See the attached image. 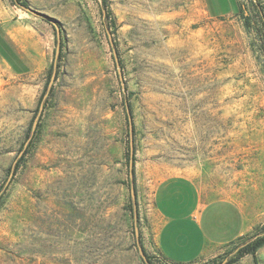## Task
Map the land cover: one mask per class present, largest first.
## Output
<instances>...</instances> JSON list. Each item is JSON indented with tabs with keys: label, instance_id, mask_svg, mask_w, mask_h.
Listing matches in <instances>:
<instances>
[{
	"label": "rangeland",
	"instance_id": "374dc122",
	"mask_svg": "<svg viewBox=\"0 0 264 264\" xmlns=\"http://www.w3.org/2000/svg\"><path fill=\"white\" fill-rule=\"evenodd\" d=\"M20 1L33 13L0 0V264H145L139 248L168 264L151 195L174 174L253 225L201 264H264V245L238 255L264 231V0L217 17L203 0Z\"/></svg>",
	"mask_w": 264,
	"mask_h": 264
},
{
	"label": "crops",
	"instance_id": "0c3cea01",
	"mask_svg": "<svg viewBox=\"0 0 264 264\" xmlns=\"http://www.w3.org/2000/svg\"><path fill=\"white\" fill-rule=\"evenodd\" d=\"M214 17L234 14L237 0H203ZM152 245L168 264H201L221 255L253 228L241 203L217 196L198 176L174 174L152 191Z\"/></svg>",
	"mask_w": 264,
	"mask_h": 264
},
{
	"label": "trees",
	"instance_id": "16d2710c",
	"mask_svg": "<svg viewBox=\"0 0 264 264\" xmlns=\"http://www.w3.org/2000/svg\"><path fill=\"white\" fill-rule=\"evenodd\" d=\"M13 3L25 10H27L28 6H27V3L25 2H21L20 0H13ZM255 4V3H254ZM256 5V4H255ZM101 7H103L102 4H100ZM239 9V8H238ZM37 16H39L37 14ZM41 17V16H39ZM106 17L104 16V19ZM45 20H48L49 18H44ZM50 21V19L48 20ZM262 24L264 25V21L262 20ZM106 30H108V28L106 27ZM111 44V43H110ZM1 49V48H0ZM3 49V48H2ZM3 54L5 55L6 59H8L10 61V58H9V49H5V50H2ZM60 59V56L57 58V60H55V63L53 66L50 67V71H56V68H57V65H56V62ZM50 93V89L47 88V86L45 87L44 89V92H43V95H48ZM126 108L129 109V111L131 112L130 110V104L126 102ZM131 160H132V157H131ZM18 167V162L16 163L15 166H13V168H11V171L14 173V171L17 169ZM131 174L132 176H134V169L131 170ZM134 183V180H132V178H130V173L128 172V183L130 185V183ZM132 211V214L134 213L133 209L130 210V212ZM243 238V237H242ZM264 245V231L259 234V235H256V236H253V237H250L248 239H246L244 241V243H242V245L240 246L239 250H238V255L239 257L243 256V255H247V254H250L254 261L256 262V251L261 248L262 246ZM149 262V261H147ZM233 261H228V263H233ZM147 264V263H145ZM150 264V263H149Z\"/></svg>",
	"mask_w": 264,
	"mask_h": 264
},
{
	"label": "water",
	"instance_id": "95a60500",
	"mask_svg": "<svg viewBox=\"0 0 264 264\" xmlns=\"http://www.w3.org/2000/svg\"><path fill=\"white\" fill-rule=\"evenodd\" d=\"M27 11H29V12H31V10H29V9H27ZM31 13H33V12H31ZM34 14H38L39 16H41L42 18H45L46 16L45 15H43V14H40V13H37V12H34ZM46 18H48V17H46ZM49 20V19H48ZM51 21V20H50ZM55 29L57 30V42H58V44H59V30L55 27ZM58 53V47H57V49H56V54ZM115 60H116V57H115ZM116 65H117V69H118V73H119V77H120V72H119V68H118V64L116 63ZM54 76H55V73H53V75H52V77H51V79H50V82H49V85H48V89H50V87H51V84H52V82H53V80H54ZM40 111H41V108L39 109V113H40ZM126 111H127V115H128V125H129V137H130V156H132V125H131V120H130V115H129V112H128V109L126 108ZM36 124H37V118L35 119V121H34V124H33V130L35 129V126H36ZM132 168H133V164H132V161H130L129 162V173H130V178H132V174H131V170H132ZM130 192H131V199H132V201H133V203H134V200H135V191H134V186H133V183L131 182L130 183ZM134 213L136 214V211L134 210ZM135 233H136V235H137V232L135 231ZM139 253H140V255H141V257H142V259H143V261L145 262V263H147V260H146V258H145V256H144V253H143V251H142V249H140L139 248Z\"/></svg>",
	"mask_w": 264,
	"mask_h": 264
}]
</instances>
